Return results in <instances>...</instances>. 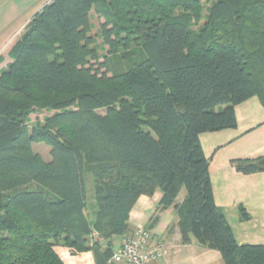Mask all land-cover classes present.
Wrapping results in <instances>:
<instances>
[{
    "label": "trees",
    "instance_id": "1",
    "mask_svg": "<svg viewBox=\"0 0 264 264\" xmlns=\"http://www.w3.org/2000/svg\"><path fill=\"white\" fill-rule=\"evenodd\" d=\"M9 56L0 264H65L58 246L74 256L97 247L110 262L115 239L135 231L138 200L157 192L184 245L219 251L226 264H264V246L239 245L217 206L201 144L237 128L238 105L264 104V0H51ZM43 111L54 114L30 125ZM235 165L254 174L264 158Z\"/></svg>",
    "mask_w": 264,
    "mask_h": 264
},
{
    "label": "crops",
    "instance_id": "2",
    "mask_svg": "<svg viewBox=\"0 0 264 264\" xmlns=\"http://www.w3.org/2000/svg\"><path fill=\"white\" fill-rule=\"evenodd\" d=\"M38 0H0V74L12 62L9 53L21 36L27 22L24 12L37 13ZM25 10V11H24ZM31 17V19H32ZM30 19V20H31ZM29 20V21H30ZM28 21V22H29ZM238 126L235 129L201 136V144L210 164L215 202L223 211L239 245L264 246V171L244 174L236 161L264 158V104L253 97L236 107ZM162 194L141 197L130 213V230L145 228L154 241H162L169 249L166 258L149 264H226L221 253L206 249L196 242L182 243L179 217L174 207L162 210ZM182 199H178L181 203ZM123 239H115L116 248ZM55 251L65 264H95L92 253L72 255L68 248Z\"/></svg>",
    "mask_w": 264,
    "mask_h": 264
},
{
    "label": "built area",
    "instance_id": "3",
    "mask_svg": "<svg viewBox=\"0 0 264 264\" xmlns=\"http://www.w3.org/2000/svg\"><path fill=\"white\" fill-rule=\"evenodd\" d=\"M168 254V247L161 241H154L151 233L141 227L124 239L109 263L149 264L166 258Z\"/></svg>",
    "mask_w": 264,
    "mask_h": 264
},
{
    "label": "rangeland",
    "instance_id": "4",
    "mask_svg": "<svg viewBox=\"0 0 264 264\" xmlns=\"http://www.w3.org/2000/svg\"><path fill=\"white\" fill-rule=\"evenodd\" d=\"M26 1L27 0H23L24 3ZM40 1H41L40 5H42L44 3L42 1H44V0H40ZM37 3H39L38 0H37ZM33 13H34V10L32 12H28V13L24 12V14H23L24 18L23 19H24V21L27 20V22L25 24H27L28 21L31 19ZM103 22H104V20L101 19L100 17H98L97 14H95L94 12L92 13L93 32L96 35L97 41H98L99 44H101V42H102L101 35H100V27H101V24ZM101 54L102 55H106L107 54L106 49H103L101 51ZM99 113L104 115V114H106V111L105 110H101ZM53 114H54V112H48V111L36 112V113L32 114L31 117H30V125L35 124L37 120L42 122V121H44V119L47 116H52ZM34 150H35L36 153L41 155L45 160H50L51 159L50 148L46 144H44V143H35ZM185 194H186V192H185V190H183L179 198H181L183 200L184 197H185Z\"/></svg>",
    "mask_w": 264,
    "mask_h": 264
},
{
    "label": "water",
    "instance_id": "5",
    "mask_svg": "<svg viewBox=\"0 0 264 264\" xmlns=\"http://www.w3.org/2000/svg\"><path fill=\"white\" fill-rule=\"evenodd\" d=\"M93 257L95 260V264H109L106 257L103 255V253L99 250V248L95 247L93 249Z\"/></svg>",
    "mask_w": 264,
    "mask_h": 264
}]
</instances>
